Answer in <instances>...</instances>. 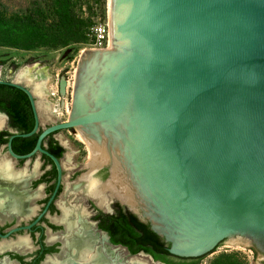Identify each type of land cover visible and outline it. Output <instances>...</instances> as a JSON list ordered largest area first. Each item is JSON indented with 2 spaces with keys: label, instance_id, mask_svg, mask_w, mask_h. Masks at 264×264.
I'll return each mask as SVG.
<instances>
[{
  "label": "water",
  "instance_id": "water-1",
  "mask_svg": "<svg viewBox=\"0 0 264 264\" xmlns=\"http://www.w3.org/2000/svg\"><path fill=\"white\" fill-rule=\"evenodd\" d=\"M106 13L108 47L80 52L66 119L23 155L9 139L36 131L35 99L0 79L26 95L33 117L31 130L8 138V154L51 160V198L61 166L42 139L71 127L109 139L138 200L128 209L168 253L199 264L240 242L264 258V0H106Z\"/></svg>",
  "mask_w": 264,
  "mask_h": 264
},
{
  "label": "flooded vegetation",
  "instance_id": "flooded-vegetation-1",
  "mask_svg": "<svg viewBox=\"0 0 264 264\" xmlns=\"http://www.w3.org/2000/svg\"><path fill=\"white\" fill-rule=\"evenodd\" d=\"M0 112L5 115V123L0 127V131H2L0 135V234L4 235L13 227L25 226L33 222L29 228H21L10 232L4 237L0 236V264H42L45 256L50 254L54 255L46 257L44 264H71L72 262V264H82L84 260L76 257L77 250L74 252L72 251L73 247H71L72 242L78 241L82 237L91 242L92 251L96 250L106 254L105 248L108 247L114 249L115 252H120L116 246L110 245L113 243L109 241V232L100 227L106 222L104 215L114 213L115 210L133 214L126 205L125 197L127 196L128 198V194H125L127 191L125 185L122 189L123 193H119L113 188L112 184L115 178H113V167L112 172L110 171V176L109 165L106 163L101 164L93 173H90L93 169L89 166L87 146L81 142L85 156L80 162V167L84 171L78 173L76 176L77 182L75 183V190L79 192V207H71V204L68 203L66 205L65 201L58 199L63 184L61 163L60 181L54 195L50 198L56 181V171L53 163L48 157H46L48 160L42 157L43 154L32 155L26 159L10 156L7 151L8 138L11 134L20 132L12 125L7 113L5 111ZM42 128L44 127L37 125L36 131L31 135H37ZM56 132L47 134L41 141V147L49 153H51L49 148L53 141L61 147L54 138ZM17 137L21 136H13L9 139L10 150L16 155H23L29 152L34 145L35 138L31 148L24 151L28 145H25ZM62 154L63 150L57 158L59 162ZM73 173L74 171L71 174ZM92 180L93 182L95 181L94 184H98L101 188V192L97 195L92 194L87 188L89 183H93L91 182ZM123 184L124 181L122 180ZM122 194H125L123 195L124 198ZM128 200L129 204H131V198H128ZM98 204L102 206L99 207L97 206ZM25 217L28 220L24 222L22 219ZM66 225L68 226L67 228ZM20 232H25V240L18 239L13 241L12 237ZM48 234L51 236V241L46 239ZM67 240H69V244L66 243ZM28 246L31 247V250L24 251ZM250 247L253 251H257L256 248ZM90 262L84 263L90 264ZM116 262H118V258Z\"/></svg>",
  "mask_w": 264,
  "mask_h": 264
},
{
  "label": "trees",
  "instance_id": "trees-1",
  "mask_svg": "<svg viewBox=\"0 0 264 264\" xmlns=\"http://www.w3.org/2000/svg\"><path fill=\"white\" fill-rule=\"evenodd\" d=\"M79 0H32L22 14L0 16V45L21 49L37 46L57 48L69 42L90 43V20L80 13ZM99 13L105 15V0H93ZM89 9V8H88ZM0 111H5L18 132L30 130L33 118L26 95L16 87L0 84ZM2 131H0V135ZM36 134L17 137L31 148ZM58 158L62 149L54 141L49 148ZM45 159L46 156L42 155ZM106 222L100 227L109 232V241L125 247L130 254L142 251L163 264H197L190 258L178 257L167 252V244L155 236L147 225L134 214L119 212L105 214ZM209 264H245L241 255L232 251L221 253Z\"/></svg>",
  "mask_w": 264,
  "mask_h": 264
},
{
  "label": "rangeland",
  "instance_id": "rangeland-1",
  "mask_svg": "<svg viewBox=\"0 0 264 264\" xmlns=\"http://www.w3.org/2000/svg\"><path fill=\"white\" fill-rule=\"evenodd\" d=\"M31 2L32 0H0V16L7 17L13 14H22L25 9L30 6ZM78 4L80 6L81 15L88 18L92 26L99 23L103 25L108 23L106 0L105 15L103 18L99 13L97 3L93 2V0H79ZM91 46L87 43L73 42H69L57 48L37 46L32 49H21L0 45V79L15 80L16 73L24 67L32 65L46 67L49 77L46 85L48 95L42 98L35 94L34 97L38 126L45 127L63 121L66 119L69 111L77 59L82 50L92 49ZM61 78L66 81L63 94L57 91V84ZM77 132L78 130L76 131L75 128H69L59 130L54 134V138L59 142L63 150V154L60 158L63 184L58 199L65 201L66 205L68 203L71 204V207L74 208H78L80 205L78 199L79 192L75 190V183L77 182L76 176L78 173L84 171V169L80 167V162L85 156L83 144L75 137V133ZM73 171L74 173L71 174ZM97 206L101 207L102 205L98 204ZM22 220L25 222L28 218L25 217ZM25 235V232L17 233L12 237L14 239L13 241L18 239L25 240ZM50 237V234H48L46 239L51 241L52 239ZM1 242H3V240H1ZM118 248L121 250L120 259L118 258V261H131L132 258H134L135 261H141L147 264H162L160 261L153 260L148 254L137 253L131 255L124 247L118 246ZM29 250H31L30 246L26 247L24 251L27 252ZM232 251L238 252L245 260V264H264L261 253L253 251L249 245L241 244L240 242H226L217 255ZM50 255L45 256L42 264H44L46 257ZM211 260L199 264H209Z\"/></svg>",
  "mask_w": 264,
  "mask_h": 264
},
{
  "label": "bare ground",
  "instance_id": "bare-ground-1",
  "mask_svg": "<svg viewBox=\"0 0 264 264\" xmlns=\"http://www.w3.org/2000/svg\"><path fill=\"white\" fill-rule=\"evenodd\" d=\"M107 42H108V35H107ZM107 47H108V43H107ZM48 78L49 77H48V74H47V68L46 67H41L40 65H32V66H29V67H24L21 70H19L16 73L15 80L12 79V81L16 82V83H19V84H24L25 86H27L30 89V91H31V93H32V95L34 97H35V94H36V95H38V96L43 98L46 95H48V90H47V87H46L47 82L49 80ZM36 108H37V104H36ZM3 124H4V118L2 116H0V127H2ZM75 137H77V139L80 142L84 143L87 146L86 148L88 150V157H89L88 158L89 159L88 162L90 163L89 166H91L92 169H94L95 167L99 166L103 162H107V161L109 162L110 171L112 172V167H113V170H114L113 178L114 177L115 178L113 179V182H114L112 184L113 188H115L119 193H121L122 189H123V186L125 185V189L127 190L126 191L127 193L125 192V194H128L129 192H131V195H132L130 197L131 198V204H129V200H128L127 196L125 197V200L128 203L127 202L126 203L128 205H130L132 208H135V205L138 204V200L135 197V195H136L135 192H133L134 188L132 186H130V187L128 186L129 185L128 178H127L124 162L121 159L122 156L120 155V152H119V149H118V144L115 143V142H113V143L111 142L112 143L111 144L109 139L107 141H105L104 139H100V141L98 142L99 144H97L96 142H92V141L87 140L80 131H78L76 133ZM105 145H107V147L110 148V151H109L108 155H106V152L103 149ZM122 180L124 181L123 185H122ZM91 182H93V180ZM94 182L93 183H89L87 188L89 189L90 192H92V194L97 195V194H99L101 192V188H100V186L98 184H94ZM129 188H130V190H129ZM125 194H122V197ZM67 223H69V222H67ZM67 225H66V228L68 227ZM81 229H83V228L81 227ZM74 233H76V232H74ZM91 235H93V234H91ZM65 237H66V235H65ZM89 238H91V237H89ZM69 240H67L66 243H68ZM70 241H73V240H70ZM90 243L91 242L88 239H85L83 237H82V239H79L78 241L75 240L74 242L71 243V245H72L71 247H73L72 251L75 252V250H77V256L76 257H78L79 259L84 260V261H82L83 262L82 264H85L84 262H87V261H91L90 264H147V263H144V262H141V261H135L134 258H132L131 261H123V260H121V261L116 262V259L120 257L121 252H115L114 249L108 248V247L105 248V251L107 252L106 253L107 255L105 253H100L99 251H96V250L92 251L91 247H90ZM116 248H118V247H116ZM63 256H64V253H63ZM123 256H121V257H123ZM132 257H134V256H132ZM88 263H86V264H88Z\"/></svg>",
  "mask_w": 264,
  "mask_h": 264
},
{
  "label": "built area",
  "instance_id": "built-area-1",
  "mask_svg": "<svg viewBox=\"0 0 264 264\" xmlns=\"http://www.w3.org/2000/svg\"><path fill=\"white\" fill-rule=\"evenodd\" d=\"M107 35H108V23L94 24L89 28L88 36L91 41L88 45H92V49H103L107 48Z\"/></svg>",
  "mask_w": 264,
  "mask_h": 264
}]
</instances>
